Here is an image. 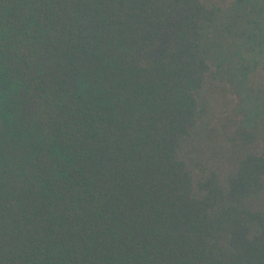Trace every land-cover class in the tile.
Wrapping results in <instances>:
<instances>
[{
	"label": "trees",
	"instance_id": "16d2710c",
	"mask_svg": "<svg viewBox=\"0 0 264 264\" xmlns=\"http://www.w3.org/2000/svg\"><path fill=\"white\" fill-rule=\"evenodd\" d=\"M225 4L0 0V264H264V0Z\"/></svg>",
	"mask_w": 264,
	"mask_h": 264
},
{
	"label": "rangeland",
	"instance_id": "374dc122",
	"mask_svg": "<svg viewBox=\"0 0 264 264\" xmlns=\"http://www.w3.org/2000/svg\"><path fill=\"white\" fill-rule=\"evenodd\" d=\"M201 1L207 8H210L214 6H222L225 3V5L228 6L230 0ZM213 72H215V69L211 67L210 74L208 76L206 75V83H204L202 88L195 93L198 105L195 134H199L201 140L198 141V138L194 137L193 145H195V150H198L199 155L203 156L204 159H210L213 162H218L220 156L224 152L223 149L225 144L227 143L223 136L215 133L214 130H210V128L213 129V127H215L219 121H223L222 116L218 115L219 113L221 114V111L223 110V106L219 103H222L223 101L227 102V99L230 101L235 100L236 93L229 88L220 87L218 83H214V88L212 90L209 89L208 92L207 81L210 79V76ZM215 95L218 97V99H215ZM187 146V142H183L181 144L178 152V158L184 160L187 163V166L191 171L192 180L194 182L193 193L196 197H201L202 194L198 188L197 181L200 180L202 171L200 170V167H196L195 164L193 165L191 161L188 160L186 155ZM228 172L229 166H225L221 171H219V182L223 187L226 186Z\"/></svg>",
	"mask_w": 264,
	"mask_h": 264
}]
</instances>
